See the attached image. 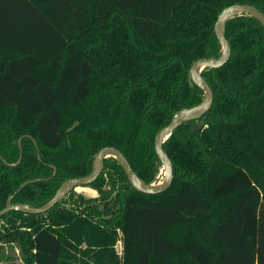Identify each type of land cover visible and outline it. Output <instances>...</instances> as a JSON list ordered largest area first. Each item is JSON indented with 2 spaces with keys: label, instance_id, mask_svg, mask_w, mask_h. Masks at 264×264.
Segmentation results:
<instances>
[{
  "label": "trees",
  "instance_id": "trees-1",
  "mask_svg": "<svg viewBox=\"0 0 264 264\" xmlns=\"http://www.w3.org/2000/svg\"><path fill=\"white\" fill-rule=\"evenodd\" d=\"M237 4L264 14V0H0V211L35 179L12 203L42 206L104 147L158 182L155 135L201 102L189 68L220 56L214 24ZM225 37L229 61L201 73L213 93L205 125L163 144L166 192H136L108 158L86 187L98 197L9 212L0 240H19L29 264H264V28L240 15Z\"/></svg>",
  "mask_w": 264,
  "mask_h": 264
},
{
  "label": "water",
  "instance_id": "water-1",
  "mask_svg": "<svg viewBox=\"0 0 264 264\" xmlns=\"http://www.w3.org/2000/svg\"><path fill=\"white\" fill-rule=\"evenodd\" d=\"M240 15H246L255 19L264 28V14L254 6L237 4L229 6L220 12L214 24V34L220 46V56L218 58H200L192 63L188 71V83L190 87L196 86L202 91L201 102L193 107L183 108L176 111L170 118L168 124L161 128L155 135L154 152L163 172V178L161 181L151 184L145 183L133 171L129 162L121 152L113 147H104L93 156L92 169L88 175L64 181L60 184L53 197L40 207L35 208L24 203H12L14 196L18 194L21 189L40 180L35 179L25 181L19 186L13 195L8 197L4 209L0 211V218L9 212H19L28 215H40L48 212L72 191L86 188L88 185L96 181L103 171L104 160L108 158H112L117 162L123 171L129 186L136 192L146 195H157L166 192L173 181V166L163 149V144L177 128L188 122L198 121V123L193 126L194 130H200L205 125L206 114L212 107L213 93L204 78L201 76V73L206 68H221L229 61L231 48L225 37L226 24L232 18ZM17 143L18 147L21 148V138ZM37 157L40 159L38 149ZM19 161L20 158L18 163Z\"/></svg>",
  "mask_w": 264,
  "mask_h": 264
},
{
  "label": "rangeland",
  "instance_id": "rangeland-1",
  "mask_svg": "<svg viewBox=\"0 0 264 264\" xmlns=\"http://www.w3.org/2000/svg\"><path fill=\"white\" fill-rule=\"evenodd\" d=\"M107 167H108V169H106L105 176L108 175L107 171L110 169V166H107ZM162 178H163V172H162V170H160L157 177H156V181L159 182L162 180ZM107 188H108L107 184H101V189L103 191L107 190ZM75 192L77 194H81L85 198H96V197H98V192L96 190H93L90 188L76 189ZM65 207L67 209L71 208V206L69 204H66ZM73 210H75L74 215L77 214V215L81 216V213L78 210H76V209H73ZM109 217H110L109 215H104L103 219L107 220V219H109ZM24 228H26V227H24ZM24 228L23 227L19 228V230H21V229L27 230V231L29 230V229H24ZM114 228L116 229L118 236H120V232L117 228V225ZM115 252L117 255H120L122 253V242L120 239L116 242ZM27 258H28V256H27V254H26V252L22 246V243L19 240H16L12 243H7V241L0 240V264H29Z\"/></svg>",
  "mask_w": 264,
  "mask_h": 264
},
{
  "label": "flooded vegetation",
  "instance_id": "flooded-vegetation-1",
  "mask_svg": "<svg viewBox=\"0 0 264 264\" xmlns=\"http://www.w3.org/2000/svg\"><path fill=\"white\" fill-rule=\"evenodd\" d=\"M54 174H55V173H53V175H54ZM74 191H76V190H74ZM55 192H56V191H55ZM54 194H55V193H54ZM68 195H69V194H68ZM68 195H67V196H68ZM67 196H66V197H67ZM52 197H53V196H52ZM66 197H65V198H66ZM48 201H49V200H48ZM48 201H47V202H48ZM43 205H44V204H43ZM56 205H57V204H56Z\"/></svg>",
  "mask_w": 264,
  "mask_h": 264
}]
</instances>
